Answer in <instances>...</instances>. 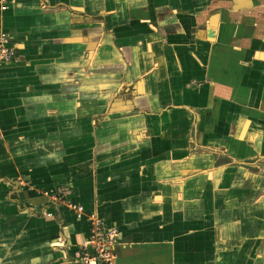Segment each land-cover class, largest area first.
I'll use <instances>...</instances> for the list:
<instances>
[{
  "label": "crops",
  "instance_id": "obj_1",
  "mask_svg": "<svg viewBox=\"0 0 264 264\" xmlns=\"http://www.w3.org/2000/svg\"><path fill=\"white\" fill-rule=\"evenodd\" d=\"M0 32V264H81L92 213L118 264H264V0H0Z\"/></svg>",
  "mask_w": 264,
  "mask_h": 264
},
{
  "label": "built area",
  "instance_id": "obj_2",
  "mask_svg": "<svg viewBox=\"0 0 264 264\" xmlns=\"http://www.w3.org/2000/svg\"><path fill=\"white\" fill-rule=\"evenodd\" d=\"M16 58L17 49L12 44L10 35L0 32V66L14 61ZM63 197L62 195H53L52 199L59 201ZM67 206L77 216L84 213L83 206L78 203L68 201ZM87 220L90 225V234L80 247L79 262L81 264H118L117 255L113 250L120 235L118 229L106 226L95 213L90 214Z\"/></svg>",
  "mask_w": 264,
  "mask_h": 264
}]
</instances>
